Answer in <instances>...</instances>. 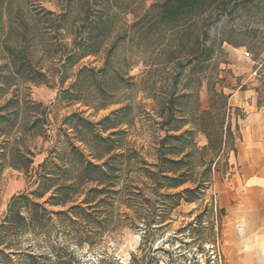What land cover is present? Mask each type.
I'll list each match as a JSON object with an SVG mask.
<instances>
[{"label": "rangeland", "instance_id": "1", "mask_svg": "<svg viewBox=\"0 0 264 264\" xmlns=\"http://www.w3.org/2000/svg\"><path fill=\"white\" fill-rule=\"evenodd\" d=\"M165 1L0 0V224L14 197L26 195L43 204L52 195L51 191L38 200L32 194L43 182L45 171L55 175L54 184L71 185L82 171L79 153L84 161L101 165L107 158L99 161L96 155L106 147L95 144L94 135L112 137L111 145L120 148L112 155L131 152L134 160L119 164L123 168L120 181L130 193L145 189L150 184L142 173L148 168L145 163L156 162L161 139L176 126L163 125L160 118L161 113L168 114L172 102L175 116L186 124L177 134L192 131L193 142L186 145V152L193 151L189 160L194 166L192 177L211 179V186L197 202H182L172 213L170 228L156 237L153 247L171 251L182 247L190 254L201 247L205 262L214 260L213 247L218 245V264H225L224 213L218 208L216 182L234 173L238 120L244 114L232 108L225 111L229 97L218 96L215 88L222 86L221 73L228 71L222 69L228 64L229 44L224 40L234 29L260 32L230 40L247 46L238 48L256 60L257 76L253 78L258 84L263 81L264 2L236 9L245 0H200L185 16L169 22L161 18L160 6ZM103 23L107 30L98 35L93 28ZM82 45L98 52L80 60ZM84 68L93 72L82 73ZM22 69L26 75L17 74ZM174 144L165 143L161 151L172 150ZM46 159L51 162L41 167ZM54 165L63 171L70 169L68 177ZM208 166L211 176L203 175ZM76 184L78 203L97 185L84 178ZM184 188L192 185L179 190ZM153 201L156 210H161L160 200ZM69 207L45 205L51 212ZM124 214L132 212L126 206L114 210L111 223L97 232L93 245L75 248L86 264L127 263L137 251L142 226L132 224ZM199 215H204V229L195 235L206 242L198 239L185 246L192 243L188 230L169 248L167 242L175 232ZM55 220L53 215L48 221L46 238L28 234L22 246L51 253L64 237ZM62 225L66 231L73 226L67 220ZM158 257L170 263L163 252Z\"/></svg>", "mask_w": 264, "mask_h": 264}, {"label": "trees", "instance_id": "2", "mask_svg": "<svg viewBox=\"0 0 264 264\" xmlns=\"http://www.w3.org/2000/svg\"><path fill=\"white\" fill-rule=\"evenodd\" d=\"M199 1L166 0L160 6L161 18L169 22L177 21L197 6ZM263 2L264 0H245L238 2L235 8H240L243 5L254 7L256 4H263ZM93 30L99 35L106 32L107 29L103 23V25H96ZM248 30H231L228 33V39L224 40V43L232 45L234 48H246L247 46L244 44L237 45L233 43L230 37L239 36L246 38L252 32H256L257 35L260 34L259 31L249 32ZM81 48L84 53L78 57L80 60L98 52L97 49L95 51L90 50L87 45H82ZM248 52L253 54L250 49ZM247 54L249 55V53ZM253 61L255 62L256 60ZM25 71L26 69H22L17 74L26 75ZM91 71L84 68L82 73ZM27 72L28 74L31 73V71ZM37 74L40 73H35V76ZM41 76L44 77V75ZM35 78L32 76L31 80H35ZM262 83L264 85V77ZM75 87L76 85H73V88ZM222 95L219 94L218 96ZM227 101L223 105L225 111L230 110ZM169 106L170 109L167 111V115L166 113L160 114V118L163 119L161 124L170 126L175 124L176 126L168 129L165 132V136L161 139L160 147L156 150V162L152 164L145 163L148 168H144L142 173L150 182L149 185L145 186V189H137L138 193H130L127 185H122L123 183L120 181L123 168L119 164H124L126 160H134L131 152L112 155L115 150L120 149L111 145L113 143L112 137L104 138L101 135H94L93 141L95 144L106 147L105 152L96 155V159L99 161L107 158L101 165L84 161L83 153H79L80 158H82V171L79 178L75 179L74 182L72 181L71 185L63 182L54 184L55 175L45 171L43 182L32 193L36 199L41 200L52 191V195L43 204L30 200L26 195L12 199L8 213L0 224V264H86L83 257L76 253L75 248L93 245L97 232L105 229L108 223H111L114 210L121 206H126L132 212V214H124L132 224H138V222L141 224L140 226L142 227H139L142 228L140 229L141 243L137 251L131 254L127 263L119 261L107 263L103 260L99 264H217L214 260L204 262L203 258H206V254L201 247L197 248L192 254H190L191 251H183L182 247L172 251L171 249H154L153 247L156 237L162 235L170 228L169 222L172 221V213L180 207L182 202L188 204L197 202L204 194V190L209 189V186H211V179L205 181L193 179L194 166L189 162L193 156V151L186 152V145L193 142L192 131H184L177 134L186 124L181 118L175 116L176 110L172 102ZM108 120L106 118L104 122ZM115 134L112 133L111 136H115ZM167 142L176 144H174L172 150L162 152L161 147L165 146ZM27 162L31 164L32 160L27 159ZM50 162L49 159H46L40 166L45 167ZM54 166L59 171H62L64 175L70 174V169L67 168L63 171L57 165ZM28 168L29 164L25 169L28 170ZM203 175L211 176V166L205 169ZM80 178L97 185L86 193V198L82 202L78 203L74 196L78 195L76 182ZM67 181L70 182L71 180ZM187 184H191L192 188L179 190ZM153 198L160 200L162 204L161 210H156L154 206L156 203ZM139 200L142 202L140 203ZM45 205L63 208L70 205V207L65 211L51 212L45 208ZM53 215L56 217V225H60L58 228L63 230L64 237L56 246L52 247L51 253L38 252L33 246H22V240L28 234L46 238L48 221H52ZM203 217L204 215L197 216L195 222L175 232L173 238L167 239L168 247H173L174 241H178L179 236L183 237L188 230L191 233L189 239L192 240V243H184L185 246L196 244L198 239L201 243L206 242V238L203 236L195 235L197 231L202 233L200 230L204 229ZM65 220L73 225L69 231H66L67 229L62 225ZM154 226L155 228H152ZM68 236L70 239L67 238ZM159 252H163L170 263H167L163 257H158Z\"/></svg>", "mask_w": 264, "mask_h": 264}, {"label": "crops", "instance_id": "3", "mask_svg": "<svg viewBox=\"0 0 264 264\" xmlns=\"http://www.w3.org/2000/svg\"><path fill=\"white\" fill-rule=\"evenodd\" d=\"M226 52L222 69L228 71L215 90L244 116L238 120L234 173L216 182L225 264H264V85L253 78L256 64L243 48L226 45Z\"/></svg>", "mask_w": 264, "mask_h": 264}, {"label": "built area", "instance_id": "4", "mask_svg": "<svg viewBox=\"0 0 264 264\" xmlns=\"http://www.w3.org/2000/svg\"><path fill=\"white\" fill-rule=\"evenodd\" d=\"M253 75H254V76H257V72H254ZM213 248H214V249H213V253H214V255H213L214 262H216V263L218 264V263H219V261H218V257H219V249H218V245H217V248H216V246H214ZM217 249H218V252H217ZM220 264H222V263H220Z\"/></svg>", "mask_w": 264, "mask_h": 264}]
</instances>
